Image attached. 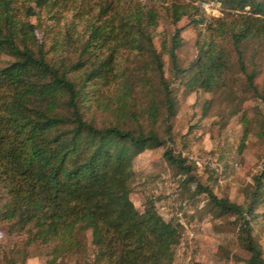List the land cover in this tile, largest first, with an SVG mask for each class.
<instances>
[{
  "label": "trees",
  "instance_id": "trees-1",
  "mask_svg": "<svg viewBox=\"0 0 264 264\" xmlns=\"http://www.w3.org/2000/svg\"><path fill=\"white\" fill-rule=\"evenodd\" d=\"M216 1L233 12L208 23L211 36L188 67L177 63L179 30L165 50L172 78H179L188 91L211 92L224 83L229 51L215 38L229 41L240 69L245 71L241 44L264 36V1ZM0 6V56L10 58L0 66V220L7 223V234L22 231L28 244L47 246L50 257L46 264H66L72 257L74 264H174L180 236L178 221L165 220L151 199L145 200L140 211L130 198L134 158L171 141L169 121L175 114L173 88L164 76L161 54L149 34H145V47L131 31L144 35L145 23L150 27L154 14L132 15L117 30L109 28L112 24H104L103 29L94 25L91 34L95 42L85 43L78 59L67 64L47 58L34 26L11 14L10 0H0ZM188 10L174 6V20ZM104 31L113 35L111 40L103 38ZM118 46L138 47L148 54V78L135 68L116 70ZM76 71L81 74H71ZM253 76L254 72L247 74L246 80L256 91ZM112 78L121 85V95L116 99L119 109H124L123 101L140 82H148V93L159 94V100L150 102L148 117L156 124L162 115L164 135L154 127L145 128L133 112L129 116L134 126H96L84 118L81 108L87 99V83L100 80L110 85ZM162 157L183 176V188L195 182L191 197L204 193L211 211L234 217L238 242L249 253L245 264H264L263 250L252 227L255 208L264 200V167L253 177L250 202L241 205L216 196L209 186L200 184L192 163L180 153L166 147ZM87 232L93 250L88 247ZM21 255L16 256L13 250L2 254L0 264H16Z\"/></svg>",
  "mask_w": 264,
  "mask_h": 264
},
{
  "label": "rangeland",
  "instance_id": "rangeland-1",
  "mask_svg": "<svg viewBox=\"0 0 264 264\" xmlns=\"http://www.w3.org/2000/svg\"><path fill=\"white\" fill-rule=\"evenodd\" d=\"M39 1L10 0V12L15 19L25 20L34 26L36 38L48 59L63 60L67 64L78 59L85 43L92 45L95 42L91 34L94 25L104 28V24H112L109 28L117 30L119 24L132 15L142 13L145 16L148 11L154 14V23L150 27L145 23L144 35L140 36L135 29L131 31L145 47L148 46L146 35L149 34L153 47L161 54L164 76L171 81L173 88L175 114L169 121L171 141L146 149L134 158L130 198L140 211L145 200L151 199L165 220L178 221L180 236L174 264H245L249 253L238 242L234 217L218 216L211 211L204 193L191 197L195 182L183 188L180 185L183 176L168 164L162 152L169 147L173 153H180L187 163H192L198 182L209 186L216 196L241 205L250 202L253 177L264 167V36L241 44L245 71L240 69L229 41L215 38L221 47L229 51V69L223 78L224 83L211 92L202 89L188 91L179 78H172L171 61L165 50L172 44L175 31L179 30L176 38L180 45L175 50L177 63L180 67H188L196 59L199 47L211 36L208 23L233 12L220 1ZM174 6H186L189 10L175 21ZM197 18L202 21L194 22ZM111 37V33L107 35L106 31L103 32V38L111 40ZM118 51L116 70L135 68L141 76L148 78V62H151L146 52L138 47L121 46H118ZM103 52L106 53L105 50ZM9 60L8 56L1 55L0 66ZM251 72H254L256 91L246 80V75ZM71 74L80 75L81 72ZM153 82H156L155 79ZM118 83L119 80L114 78L110 85L100 80L87 83L84 88L87 99L81 108L84 118L96 126L110 123L134 126L135 122L129 116L133 112L145 128L154 127L160 135H164L162 115L157 117L156 124H152L148 117L150 102L159 100V94L148 93V82H140L131 90L129 98L123 101L126 103L124 109H119L116 99L121 95V85ZM2 198L0 194V200ZM254 212L253 233L264 257V200ZM6 230L7 223L0 220V256L13 250L16 256L22 253L16 264H46L50 257L47 246L28 244L25 232L8 235ZM86 241L93 250L89 232ZM66 264H74V257L67 259Z\"/></svg>",
  "mask_w": 264,
  "mask_h": 264
},
{
  "label": "built area",
  "instance_id": "built-area-1",
  "mask_svg": "<svg viewBox=\"0 0 264 264\" xmlns=\"http://www.w3.org/2000/svg\"><path fill=\"white\" fill-rule=\"evenodd\" d=\"M196 162H197V163H199V161H198V160H197Z\"/></svg>",
  "mask_w": 264,
  "mask_h": 264
}]
</instances>
